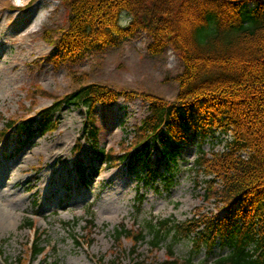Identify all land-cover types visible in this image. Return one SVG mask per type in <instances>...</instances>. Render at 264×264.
Segmentation results:
<instances>
[{"label":"rangeland","instance_id":"374dc122","mask_svg":"<svg viewBox=\"0 0 264 264\" xmlns=\"http://www.w3.org/2000/svg\"><path fill=\"white\" fill-rule=\"evenodd\" d=\"M68 23L63 0H0V264H165L171 243L175 260L184 261L192 255L193 239L173 242L170 235L154 246L151 226L165 219L198 222L216 214L207 192L210 176L194 161L200 147L208 154L223 151L231 135L217 130L204 141L201 136L182 141L180 156L169 166L155 151L152 168L164 177L149 186L143 166L134 171L127 163L100 161L82 136L83 107L57 105L53 119L58 127L22 143L25 134L15 125L38 119L40 111L86 83L167 100L177 96L176 76L184 66L174 49L151 55L149 35L138 31L116 47L56 58L52 38ZM148 112L149 103L141 99L120 97L112 106H97L98 149L122 154ZM14 120L18 123L10 127ZM80 168L87 173L86 185ZM119 227L126 232L121 238ZM141 232L145 239L136 240ZM36 238L45 251L33 258ZM214 251L212 258L228 249L217 245ZM194 255L195 262L203 260L206 248Z\"/></svg>","mask_w":264,"mask_h":264},{"label":"trees","instance_id":"16d2710c","mask_svg":"<svg viewBox=\"0 0 264 264\" xmlns=\"http://www.w3.org/2000/svg\"><path fill=\"white\" fill-rule=\"evenodd\" d=\"M63 2L69 10V23L58 38H52L56 58H79L95 48L116 47L145 31L151 39V55L172 48L181 57L183 71L176 76L179 90L174 100H167L147 92L83 84L40 111L38 119L17 125V120L11 121L10 127L15 125L25 134L22 143L34 133L45 134L58 127L53 119L57 105L83 107L82 136L100 161L127 163L134 171L143 166L144 182L149 186L164 177L158 167L152 168L155 151L169 166L180 156L182 141L197 136L204 141L217 130L230 134L223 151L208 154L200 147L194 161L198 170L210 176L207 192L216 202V214L203 215L198 222L161 220L151 226V243L157 246L170 235L173 242L181 237L193 239L192 255L181 262L175 260L171 243L165 264H264V0ZM120 97L148 102L149 112L134 127L131 143L114 156L98 149L101 130L96 108L112 106ZM81 147L76 144L77 150ZM80 172L87 184L85 171L80 168ZM166 179L169 186L170 178ZM28 225L32 226L31 220ZM124 233L123 227L116 231L119 238ZM145 237L141 232L136 240ZM39 241L34 243L33 258L45 251ZM217 245L227 247L228 252L212 258ZM202 248H206V257L195 262L194 254ZM170 257L174 259L170 261Z\"/></svg>","mask_w":264,"mask_h":264}]
</instances>
